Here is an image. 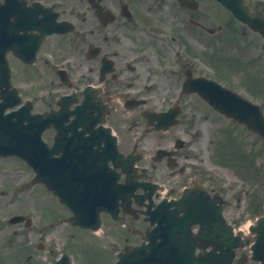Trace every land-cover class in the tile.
<instances>
[{
    "label": "flooded vegetation",
    "instance_id": "flooded-vegetation-1",
    "mask_svg": "<svg viewBox=\"0 0 264 264\" xmlns=\"http://www.w3.org/2000/svg\"><path fill=\"white\" fill-rule=\"evenodd\" d=\"M139 1L0 0V23L4 33L15 26L17 51L1 46L15 91L2 70L0 103L18 96V106L37 115L36 165L0 156V264H116L119 252L155 225L145 212L153 203L194 200V93L182 83L186 74L194 76V31L203 35L216 22L218 34L232 18L216 0H198L196 9L194 0H145L142 7ZM242 1L264 19V0ZM55 25L64 31L46 33ZM254 33L240 39L246 49L263 52V36ZM205 39L231 44L238 38ZM65 95L90 103V131L79 118L45 116ZM44 119L50 121L41 127ZM7 131L11 126L0 116V134ZM113 136L121 159L113 157ZM37 172L53 187L70 192L76 186V194L94 182L100 196L59 200ZM116 182L127 186L119 190ZM131 182L138 188L128 195ZM13 183L19 191L9 196ZM75 215L81 223L71 221ZM163 215L170 218L165 231H179L173 219L183 212ZM228 220L241 229L242 217Z\"/></svg>",
    "mask_w": 264,
    "mask_h": 264
},
{
    "label": "rangeland",
    "instance_id": "rangeland-1",
    "mask_svg": "<svg viewBox=\"0 0 264 264\" xmlns=\"http://www.w3.org/2000/svg\"><path fill=\"white\" fill-rule=\"evenodd\" d=\"M144 2L145 0H141L136 4L142 7ZM246 34L249 36L252 33L248 30ZM236 35L235 38H240L239 33ZM209 46L210 45L204 41L194 40V74L203 73L211 75V70L217 76L224 78H226L225 76L229 77V75L233 74L234 76H230L229 80L231 87L249 99L261 104L264 112V89L260 92L259 89L248 88L245 83H243L242 79H240L242 76L237 75V72H240L241 68L234 59H231V57L235 55H227L224 51H221V48H216V51L210 58L213 60L219 59L221 60L219 63L222 64H210V70L205 64V59L202 57L203 53L205 54V52L210 51ZM233 49H235V47L232 45L231 50ZM242 54L243 53H240L239 55L244 60H249L250 57H256V53L253 50L244 52V56H242ZM197 55L200 60L195 58ZM201 61H203L204 64ZM263 65L264 58L258 60L257 68H262ZM245 78L246 81L253 83H259L261 81V77L252 69L246 72L244 79ZM168 81L171 82V80ZM159 93L163 94L164 91ZM192 100L194 101V175L208 186L213 185L217 189H222L224 196L233 202V205L225 211V215L245 217L243 227L246 228L248 222L254 221L256 214L254 208L263 205L264 177L262 181L257 180L256 177H246L243 173L241 174L240 171H236V169L216 161L213 141L218 136L217 133L221 128L230 127L233 134L237 135L252 152L256 151L258 153L257 162L259 163L264 161V143L256 134L252 133L244 126L236 125L229 119H226L210 109L209 105L196 93H194ZM262 176H264V172ZM1 197L2 196H0V199Z\"/></svg>",
    "mask_w": 264,
    "mask_h": 264
},
{
    "label": "water",
    "instance_id": "water-1",
    "mask_svg": "<svg viewBox=\"0 0 264 264\" xmlns=\"http://www.w3.org/2000/svg\"><path fill=\"white\" fill-rule=\"evenodd\" d=\"M222 1L231 7V10L237 17H244V10L242 7L239 5H232L231 2H227L228 0ZM249 23L252 27L258 28L263 32L264 25L256 24L253 19H250ZM194 89L220 111L246 123L250 128L258 131L264 137V119L256 105L250 103L235 92L219 87L214 83L209 82V84H206L200 79L194 80ZM201 196H203L201 193L194 194L196 198L194 201V223H200L198 234H194V248L196 245H201V238H211L214 239V244L218 243L219 245H223L225 243L222 241L223 239L219 240V236L215 238V235L220 234L218 231V222L221 219L219 216L213 219L214 213H212L211 209L207 206L208 203L201 199ZM215 247L216 246H214V248ZM214 248L210 251L201 250L198 254L194 253L192 261H190L189 258L187 260L184 259L182 264H230L233 255L231 248L229 249L227 247V249L219 253H216ZM128 255V259H126V257L123 259L134 262V264H143V262L146 261L144 246L136 247L133 251L128 253ZM183 258L184 255H182V259Z\"/></svg>",
    "mask_w": 264,
    "mask_h": 264
}]
</instances>
